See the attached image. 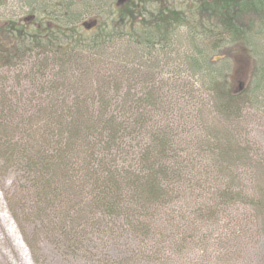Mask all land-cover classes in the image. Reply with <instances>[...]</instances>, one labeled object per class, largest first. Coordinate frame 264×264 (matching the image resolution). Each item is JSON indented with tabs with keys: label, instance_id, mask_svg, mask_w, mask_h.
Masks as SVG:
<instances>
[{
	"label": "trees",
	"instance_id": "trees-1",
	"mask_svg": "<svg viewBox=\"0 0 264 264\" xmlns=\"http://www.w3.org/2000/svg\"><path fill=\"white\" fill-rule=\"evenodd\" d=\"M30 62L34 85L0 95V162L30 176L34 214L63 244L92 216L176 244L241 202L264 233V194L249 197L234 174L252 166L239 124L264 113V0H0V69ZM187 95H202V169L180 161L174 124L151 128ZM187 189L213 204L184 200Z\"/></svg>",
	"mask_w": 264,
	"mask_h": 264
},
{
	"label": "rangeland",
	"instance_id": "rangeland-1",
	"mask_svg": "<svg viewBox=\"0 0 264 264\" xmlns=\"http://www.w3.org/2000/svg\"><path fill=\"white\" fill-rule=\"evenodd\" d=\"M240 66L247 78L249 64L246 59H241ZM31 68L30 62L17 69H0V95L10 101L8 95L20 94L33 86L32 79L26 77ZM240 71L238 81H243ZM183 88L166 90L167 93L185 96L191 87ZM195 97L199 102L191 95L186 99L173 98L174 111L161 119L155 117L151 128L174 124L180 135V146L176 149L181 156L180 161L202 169L201 165L208 164L205 159L208 142L204 139V115L198 112L203 107L202 95ZM237 135L242 145L247 144L251 150L252 161L248 164L252 166L240 168L234 174L239 176L238 181L246 195L260 196L264 194L263 188H259L264 186V169L260 167L264 166V113L246 110ZM2 167L0 162V264H264V233L260 219L254 217V212L249 210L250 205L245 202L223 209L215 220L196 222V227L184 229L182 233H186L189 239L186 243L181 242L184 236L181 233L176 244L169 241L155 247L152 241L142 242L139 233L127 231L118 222L102 219L98 223L101 217L92 216L80 220L82 224L72 229L77 242L66 245L59 234L49 232L52 227H46L36 218L29 199L32 193L28 190L30 176L18 168ZM204 176L203 173L202 178ZM195 177L201 179L198 174ZM222 182L221 186L226 185L227 179H222ZM204 186L206 189L215 188V181ZM185 192L182 197L186 201L193 199L200 207L213 204V198L209 199L202 193L196 192L192 196V189ZM168 210L158 217V231L163 229L165 222H171V215L176 213L174 207ZM58 220L63 221L59 217Z\"/></svg>",
	"mask_w": 264,
	"mask_h": 264
}]
</instances>
